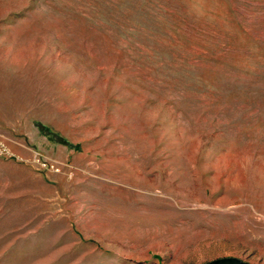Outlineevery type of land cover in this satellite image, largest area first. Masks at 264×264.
<instances>
[{"label":"rangeland","instance_id":"rangeland-1","mask_svg":"<svg viewBox=\"0 0 264 264\" xmlns=\"http://www.w3.org/2000/svg\"><path fill=\"white\" fill-rule=\"evenodd\" d=\"M264 264V0H0V264Z\"/></svg>","mask_w":264,"mask_h":264},{"label":"water","instance_id":"water-1","mask_svg":"<svg viewBox=\"0 0 264 264\" xmlns=\"http://www.w3.org/2000/svg\"><path fill=\"white\" fill-rule=\"evenodd\" d=\"M209 264H247V263H243L237 259L227 258V259L216 260V261L210 262Z\"/></svg>","mask_w":264,"mask_h":264}]
</instances>
